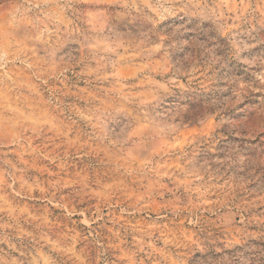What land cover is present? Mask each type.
Instances as JSON below:
<instances>
[{
    "label": "clouds",
    "instance_id": "1",
    "mask_svg": "<svg viewBox=\"0 0 264 264\" xmlns=\"http://www.w3.org/2000/svg\"><path fill=\"white\" fill-rule=\"evenodd\" d=\"M0 264H264V0H0Z\"/></svg>",
    "mask_w": 264,
    "mask_h": 264
}]
</instances>
